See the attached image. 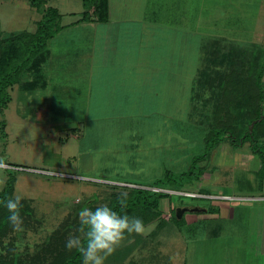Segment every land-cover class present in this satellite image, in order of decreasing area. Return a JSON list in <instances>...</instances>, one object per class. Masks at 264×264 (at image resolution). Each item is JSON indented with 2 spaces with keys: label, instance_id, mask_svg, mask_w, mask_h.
<instances>
[{
  "label": "rangeland",
  "instance_id": "obj_1",
  "mask_svg": "<svg viewBox=\"0 0 264 264\" xmlns=\"http://www.w3.org/2000/svg\"><path fill=\"white\" fill-rule=\"evenodd\" d=\"M160 1L162 4V0ZM165 1L168 4L170 0ZM176 1L181 3L177 6L174 3L170 7L165 5L169 12L163 14V20L171 24V29L166 31L167 38L163 39V44H166V47L172 51L173 57L187 56L191 59L193 71L194 69H205L209 72L224 71L230 62L234 63L238 57H241L238 53L240 49L249 52L252 49L250 46L252 42L260 43L262 39L264 40V15L255 14L256 0ZM46 5L58 10L60 24L76 20L85 9L84 2L81 0H47ZM149 12L151 14V11ZM40 15L38 9L31 5L29 0H0V36L12 31L34 30L35 22ZM155 19L162 22L160 17ZM255 20H257L258 29L254 31ZM172 25L176 27L175 31L172 30ZM208 32L219 34L220 37L214 35L215 37L209 36L211 38L208 39ZM64 34L68 40L63 42ZM75 35L76 32L72 29L64 30L63 33L60 32L57 35L60 42L55 41L54 44L60 51V56L62 54L72 56L76 51L73 47L70 48L76 39ZM214 40L217 42L214 49L220 52L225 51L226 56H221L220 52H216L213 59L210 58L207 62L204 60L207 49L205 45ZM44 49L43 53L46 52ZM244 56H246L245 53ZM68 70L70 74H74L78 72L79 67H69ZM261 80L264 84V76ZM12 89L14 92L10 90V93L13 98L18 89L16 86ZM206 90H212V88L208 87ZM205 95L209 96V93L199 94L197 97ZM56 105H58L57 102H51L48 105L50 111L47 119L43 118V121L39 123L35 121L41 128L42 134L30 131L28 125L33 122L25 120L28 119L30 111L27 108L25 110L19 102L12 99L0 112V161H2L0 163V191L4 187H9L12 195L22 196L32 207L34 216L32 220L34 222L28 227H23V231H12L8 237L3 239V248H6L7 241H9L13 253L23 261L28 260L29 256L37 252L40 245L51 233L60 228L63 222H67L68 225L66 235H80L76 224L79 221L80 209L87 207L88 204H107L114 198L112 194L116 196L117 192L123 193L128 189H133L129 188L131 186L122 184L120 179L135 183V186H132L134 188H148L142 187L144 186L142 184L153 183L144 177L135 178L125 172V175L111 173L101 175L96 168H88L87 159L83 165V156L80 159V167L76 166L77 149L80 144L87 146L88 142L87 138L82 140L72 135L70 127L74 124L70 125V123L73 118L80 117L84 111L77 109L80 106L78 103L74 104L76 108L72 110L65 108L58 111L55 110ZM193 106L190 108L188 117H182L183 121L177 125L176 147H185L186 150H179V152L177 150L175 152L177 156L171 158L168 166L171 171L170 176L177 181L181 172H188V176L185 174L181 178L187 182L191 180L187 187L198 191L194 180L200 172L204 171V174L209 177L206 180H201L200 177L197 179L202 185L201 191L241 197L236 200H227L228 205L234 209L233 216L213 215L211 214L213 211L204 210L186 211L180 218H176L174 208L178 205L194 203L206 208L207 203L209 205L210 202L217 200L188 198L170 189L176 188V185H166L167 190L160 191L168 195L165 194L159 198V217L145 224L143 234L126 235L127 238L117 248L120 249L122 245L138 239L136 246L121 264H225L220 262L221 257L214 249H209L213 242L216 243L214 247L221 248L225 240L226 242H237L236 246L241 253L240 256L245 257L244 261L248 263L251 259L246 249L247 245L244 244L246 239L234 236L221 240L214 239L212 243H209L207 236L211 234V231L237 232L264 226L261 214L257 215L254 209L258 207L257 204L264 206V200L252 199L259 193L257 186L262 174H259L258 169L262 166L264 172L263 156H260L258 152H250L247 142L237 147L225 143L228 146L225 150L228 154L226 152L223 153L224 155L217 149L214 151L206 148L202 136L204 137L207 132L212 113L209 105L206 107H209L207 111L205 108L202 109L196 97ZM262 111L264 113L263 108ZM25 113L27 115H24ZM59 115L65 116L69 123L60 125L63 122ZM22 116L26 117L23 119ZM83 119L82 115L80 121ZM82 124L81 121L79 126L81 127ZM259 141L264 142V138ZM45 145L52 151L45 150L43 147ZM85 151L88 150L85 149ZM58 154L62 157L60 166L57 167L55 163L49 165L47 162H51L52 156L55 158ZM188 188L182 186L180 189ZM168 189L175 192L171 193ZM169 203L168 208L166 206ZM110 259L113 257H108L105 264H115Z\"/></svg>",
  "mask_w": 264,
  "mask_h": 264
},
{
  "label": "crops",
  "instance_id": "obj_2",
  "mask_svg": "<svg viewBox=\"0 0 264 264\" xmlns=\"http://www.w3.org/2000/svg\"><path fill=\"white\" fill-rule=\"evenodd\" d=\"M174 3L177 6L181 2L170 0L167 4L165 0H162L161 4L160 0H108L107 21L73 19L74 21L60 24L61 28L47 41L45 59L42 61L40 71L35 75L37 78L32 77L33 75L30 78L31 82L35 83L29 82L31 89L25 90L21 89L18 83L9 87L10 100L7 104L13 99L25 110L27 108L30 113L25 120L33 122V125H28L30 131L42 134L41 128L36 123L43 121V118H48L50 111L48 105L51 102H57L55 110L58 111L65 108L72 110L76 108L74 104L78 103L80 106L77 109L84 111L82 113L84 119L81 120L83 124L79 126L82 116L80 115L73 118L70 125H74H71L70 129L74 137L82 140L87 138L88 143L87 146L80 144L78 147L76 166L80 167V159L83 156V165L87 159L88 165H85L89 169L96 168L101 175L128 173L135 178L144 177L149 181H155L166 171L171 173L168 169L171 158L177 156L175 154L177 150L178 152L186 150L185 147H176L178 123L183 121L182 117H188L195 101L194 96L218 91L220 79L225 73L224 71L209 72L204 68V70L194 69L193 71L191 59L187 56L173 57L172 51L163 44L167 38L166 31L171 29V24L163 20V14L169 12L165 5L170 7ZM261 13L264 15V0H256L255 14ZM154 17H160L162 22ZM254 22L255 31L258 25L257 20ZM172 28L175 31L176 27L172 25ZM69 29L76 32V39L70 47L76 51L72 56L63 54L60 56V51L54 42H60L57 35ZM214 35L220 37L219 34L209 33L207 38ZM62 39L63 42L68 40L65 34ZM254 41H256L255 38ZM260 43L252 42L250 45H258L264 51V40L262 39ZM69 67H79V70L70 74ZM263 76L264 71L261 78ZM261 78L260 84L264 93ZM13 86H16L18 92H15L12 98L10 90L14 92ZM208 87L212 90H206ZM196 99L203 100L202 97L197 96ZM262 108L264 109V103ZM22 117L24 119L26 116ZM60 120L63 122L60 125L69 123L63 115L60 116ZM226 144L222 143L221 149L219 150L218 147L217 151L228 154V151H225L228 147ZM43 147L45 150L52 151L47 145ZM49 157L51 158L50 155ZM61 159V155L58 154L55 158L52 156L51 162L47 163L49 165L55 163L59 167ZM199 177L201 180H206L209 176L203 171L195 178V186L198 189L196 192L217 195V193L201 191L202 185L199 180L197 181ZM128 181L130 180L120 179L122 184L135 186V183ZM190 183L191 180L185 181L183 186L188 188ZM260 183L257 186L259 193L253 196L254 200H260L256 198L264 195L262 193L264 192V172ZM142 185H144L142 187H148L149 184ZM216 200L209 205L207 203L206 208L197 206L202 207L206 212H208L207 208L212 206L215 211L211 214L232 217L234 209L228 205L227 200ZM191 205L196 204L178 206ZM169 206L170 203L166 207L169 208ZM256 206L258 207L254 209L257 215L261 214L264 221V206L260 204ZM234 236L246 239L244 244L247 245L246 249L251 255L248 263L243 260L245 257L240 256L237 242L225 240L221 248L213 246L216 244L213 242L214 239L221 240ZM207 237L209 243L213 242L209 249L216 251V254L221 257V263L264 264L263 225L257 229L237 232L211 231Z\"/></svg>",
  "mask_w": 264,
  "mask_h": 264
},
{
  "label": "trees",
  "instance_id": "obj_3",
  "mask_svg": "<svg viewBox=\"0 0 264 264\" xmlns=\"http://www.w3.org/2000/svg\"><path fill=\"white\" fill-rule=\"evenodd\" d=\"M29 1L41 14L35 22L34 30L12 31L0 36V112L10 100L8 90L13 84L18 83L24 90L31 89V84L35 82H31L30 78L32 75L37 78L35 75L40 71L42 61L45 59L46 52L43 53V49L46 42L61 28L60 13L55 7L46 5L47 0ZM81 1L84 2L85 9L76 21L105 22L108 20V0ZM216 43L214 40L205 45L207 47L205 61H210L216 52H220L214 49ZM250 46L252 49L249 52L240 49L238 53L241 57H238L234 63L230 62L225 68L226 70L224 69L225 73L220 79L218 91L210 92L209 96L202 97V101L199 100L201 108H205L207 111L210 107L212 113L203 142L206 148L213 150L218 149L222 143L237 147L247 142L250 152H258L264 159V142L259 141L264 138V113L262 111L264 93L260 84V76L264 68V51L258 46ZM220 53L221 56H226L225 51ZM197 95L199 96V94ZM208 105L209 107L206 108ZM249 126H251L250 129ZM262 168L261 166L258 169L260 175L263 174ZM185 174L188 176V172H181L178 175L180 178L176 181L170 176V172L166 171L161 178L149 184V188L129 187L133 189L123 192L128 194L127 208L124 209V212H121V206L118 203V196L122 192H117L116 196L112 194L114 198L106 205L121 215L126 212L130 217L142 219L144 225L148 224L159 217V198L167 194L153 191L150 187L165 188L166 185L173 184V186L176 185V188L170 189L179 190L185 184L181 178ZM11 196L12 191L9 187H4L0 191V199ZM21 203L20 215L23 219V227H28L30 223L34 222L32 221L34 220L33 210L27 200L22 199ZM99 206L101 205L88 204L87 208L94 210ZM207 210L215 211L212 206ZM9 215L8 210L3 204H0V248L4 249V251L0 250V264H82L83 258L80 253L75 249L70 251L66 248L67 222H63L64 225L62 224L60 228L51 233L40 245L38 251L28 257V260L23 261L17 258L9 241H7L6 248H3V239L13 231L8 222ZM76 224L79 228V221ZM137 242L138 239L122 245L111 255L113 259L110 261L113 260L115 264H121Z\"/></svg>",
  "mask_w": 264,
  "mask_h": 264
},
{
  "label": "clouds",
  "instance_id": "obj_4",
  "mask_svg": "<svg viewBox=\"0 0 264 264\" xmlns=\"http://www.w3.org/2000/svg\"><path fill=\"white\" fill-rule=\"evenodd\" d=\"M2 163V161H0ZM22 196L13 194L0 199V204L8 210V222L13 231H23V219L20 215ZM127 193H120L118 203L121 212L127 208ZM80 235L69 234L66 240L68 250L75 249L82 256V264H105L114 254L127 235L143 234L145 225L142 219L130 217L126 212L121 215L108 205H101L94 210L82 208L78 212Z\"/></svg>",
  "mask_w": 264,
  "mask_h": 264
},
{
  "label": "built area",
  "instance_id": "obj_5",
  "mask_svg": "<svg viewBox=\"0 0 264 264\" xmlns=\"http://www.w3.org/2000/svg\"><path fill=\"white\" fill-rule=\"evenodd\" d=\"M124 184V183H123ZM151 190L153 191H165L167 189H159V188H151ZM169 192H175V191H178L177 193L179 195H182V196H186L188 198H206V199H225V200H232V199H240L241 197H232V196H229V195H224V194H217V195H208V194H202V193H198L196 191H190V190H175V191H171V190H168ZM252 199H255V198H252ZM256 199H262L264 200V196L262 197H257Z\"/></svg>",
  "mask_w": 264,
  "mask_h": 264
},
{
  "label": "water",
  "instance_id": "obj_6",
  "mask_svg": "<svg viewBox=\"0 0 264 264\" xmlns=\"http://www.w3.org/2000/svg\"><path fill=\"white\" fill-rule=\"evenodd\" d=\"M251 127V126H250ZM249 127V129H250ZM200 212L203 211L202 207H199L197 205H191V206H176L174 208V214L176 218H180L183 214V212Z\"/></svg>",
  "mask_w": 264,
  "mask_h": 264
}]
</instances>
